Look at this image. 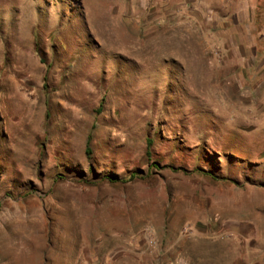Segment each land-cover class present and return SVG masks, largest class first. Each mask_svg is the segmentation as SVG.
Returning <instances> with one entry per match:
<instances>
[{
  "label": "rangeland",
  "instance_id": "1",
  "mask_svg": "<svg viewBox=\"0 0 264 264\" xmlns=\"http://www.w3.org/2000/svg\"><path fill=\"white\" fill-rule=\"evenodd\" d=\"M0 264H264V0H0Z\"/></svg>",
  "mask_w": 264,
  "mask_h": 264
},
{
  "label": "trees",
  "instance_id": "2",
  "mask_svg": "<svg viewBox=\"0 0 264 264\" xmlns=\"http://www.w3.org/2000/svg\"><path fill=\"white\" fill-rule=\"evenodd\" d=\"M147 146H148V147L150 146V141H147ZM86 149H87V154H89V149H88V148H86ZM147 153H148V152H147ZM205 174H207V173H205ZM208 175H209V174H208ZM135 178H137V174H136V173L131 174L128 180H132V179H135Z\"/></svg>",
  "mask_w": 264,
  "mask_h": 264
}]
</instances>
